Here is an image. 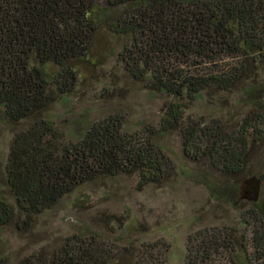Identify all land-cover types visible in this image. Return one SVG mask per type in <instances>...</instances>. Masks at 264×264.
Instances as JSON below:
<instances>
[{
    "label": "trees",
    "instance_id": "obj_1",
    "mask_svg": "<svg viewBox=\"0 0 264 264\" xmlns=\"http://www.w3.org/2000/svg\"><path fill=\"white\" fill-rule=\"evenodd\" d=\"M102 27L128 39L119 59L167 98L164 113L158 129L131 133L111 115L66 139L44 113L74 89L75 61L89 58ZM263 76L264 0H0V109L13 124L29 122L15 134L6 167L19 215L26 223L76 188L119 175H135L144 187L169 182L173 163L161 140L173 132L189 162L206 159L223 180L239 178L252 146L264 140ZM235 91L253 106L237 129L185 116L206 94ZM206 178L200 181L214 198L242 201L238 184ZM249 203L250 232L199 230L188 238L185 264H217L222 254L244 264L263 260L264 207ZM16 214L0 190V228ZM161 255L156 244H143L132 259L99 234L82 232L51 257L17 264H160Z\"/></svg>",
    "mask_w": 264,
    "mask_h": 264
},
{
    "label": "rangeland",
    "instance_id": "obj_2",
    "mask_svg": "<svg viewBox=\"0 0 264 264\" xmlns=\"http://www.w3.org/2000/svg\"><path fill=\"white\" fill-rule=\"evenodd\" d=\"M127 41L102 27L93 38L89 58L75 61L80 73L76 86L57 98L44 113L66 139L111 115L122 118L131 133L146 126L159 128L167 98L149 90L145 82L134 79L125 70L119 53ZM258 84L264 92V76ZM248 101L239 91L210 93L200 98L185 116L205 125L227 124L225 129L231 132L251 114L253 106ZM28 125L27 121L11 123L0 109V190L17 213L9 225L0 228V264H17L32 255L51 257L67 238L82 232L99 234L132 259L143 244H156L162 250L160 264H185L188 238L199 230L250 232L252 205L246 200L214 198L200 178H215L213 182L217 184L239 187L245 178L262 176L258 201L264 207V140L252 146L239 178L223 180L210 171L208 160L189 162L182 152L179 133L173 132L161 140L173 163L170 171L175 175L169 182L144 187L139 186L135 175H119L86 184L25 223L8 186L6 167L15 134ZM246 219L251 220L248 225L242 222ZM240 260L222 254L214 262L244 264ZM263 263L264 259L249 264Z\"/></svg>",
    "mask_w": 264,
    "mask_h": 264
},
{
    "label": "water",
    "instance_id": "obj_3",
    "mask_svg": "<svg viewBox=\"0 0 264 264\" xmlns=\"http://www.w3.org/2000/svg\"><path fill=\"white\" fill-rule=\"evenodd\" d=\"M261 183L262 180L257 175L245 178L239 186V199L248 202H257L261 193Z\"/></svg>",
    "mask_w": 264,
    "mask_h": 264
}]
</instances>
